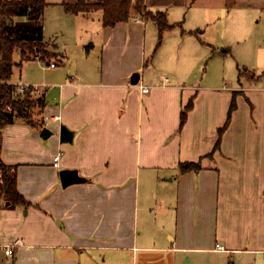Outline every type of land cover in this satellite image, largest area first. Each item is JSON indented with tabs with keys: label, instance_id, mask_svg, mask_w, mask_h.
<instances>
[{
	"label": "crops",
	"instance_id": "obj_1",
	"mask_svg": "<svg viewBox=\"0 0 264 264\" xmlns=\"http://www.w3.org/2000/svg\"><path fill=\"white\" fill-rule=\"evenodd\" d=\"M189 1L166 10L188 11ZM156 2V10L148 9L163 11L169 4ZM133 11L135 19L114 26L103 24L101 10L70 13L78 32L77 17L91 25L93 15L99 17L102 68L58 74L54 106L47 100L48 86L11 79L18 88L30 85L42 103L31 109V116L35 108L40 111V120L16 118L3 130L1 159L16 169L27 204L11 206L0 190V245L21 241L13 256L0 255L13 264H183L186 257V264H208L206 255L214 253L228 264H264L263 62L239 76L234 87L182 83L176 75L147 69L133 85L131 74L145 64L148 22L159 30ZM193 32L182 47L188 41L198 46ZM51 46L59 54L56 62L36 57L23 65L38 60L58 71L71 63ZM233 97L235 109L216 147ZM55 114L60 119L49 121ZM50 122L74 129L73 143L61 142L60 128L52 130ZM45 126L53 132L48 138L41 135ZM190 161L201 168L184 171L183 162ZM63 168H76L87 180L64 187Z\"/></svg>",
	"mask_w": 264,
	"mask_h": 264
},
{
	"label": "rangeland",
	"instance_id": "obj_2",
	"mask_svg": "<svg viewBox=\"0 0 264 264\" xmlns=\"http://www.w3.org/2000/svg\"><path fill=\"white\" fill-rule=\"evenodd\" d=\"M47 1L50 4L44 12L45 40L51 44H48L45 51L51 54L54 52L51 45L56 44V49L66 53L71 63H68L66 67L60 66L58 71H54L46 62L30 61L23 65L22 72L19 66L15 67L12 80L20 84L29 82L33 85H41L43 88L45 85L48 86L47 100L50 106H54L57 104L58 95L54 82L60 78L57 77L58 74L65 73V70L73 74L75 70L84 71L85 67L101 71V28L103 27L100 25L98 28L97 23L101 22L96 14L91 19L92 22L94 21L92 25L79 16L76 19L80 27L78 32L71 25L75 23L73 15L70 13L66 15L64 7L56 4L57 0ZM163 1L169 3L162 8L163 11L167 12L169 20L176 22L177 26L166 31L163 35L164 39L160 42L159 30L155 32L151 28L154 23L148 22L145 64L144 62L139 64L136 71L145 72L147 69L150 74H160L163 77L176 75L182 83L203 85L208 82L234 87L239 82V76L246 74L253 65H261L262 62L264 64V0H238V5L235 0H191L187 3L188 11L173 12L170 15L169 10L166 9L174 10L184 0H160L159 2ZM154 2L156 1L150 0L148 7L156 10ZM204 8L207 13L204 12ZM131 11V17L135 19L133 8ZM142 15L150 19L144 13ZM204 21L209 22L202 26ZM190 29L194 31L191 34L194 36L192 38L200 39L205 43H202V50L201 42H197L196 39L194 42L198 46L195 48H192L190 41L185 46H181L182 40L188 35ZM92 41H95L96 45L89 48ZM14 59L16 62L21 60L18 51L15 52ZM52 61L56 62L54 58ZM259 70L263 71L264 66ZM147 78L148 76L145 82H148ZM33 113L31 120L33 121V118L40 120L41 113L37 108L33 110ZM49 125L52 130L58 131L61 123L50 122ZM1 189L3 188L0 181ZM6 256L0 255V264H13V259ZM206 256L208 264H228L226 257H217L214 253ZM187 258L183 264L188 263Z\"/></svg>",
	"mask_w": 264,
	"mask_h": 264
},
{
	"label": "trees",
	"instance_id": "obj_3",
	"mask_svg": "<svg viewBox=\"0 0 264 264\" xmlns=\"http://www.w3.org/2000/svg\"><path fill=\"white\" fill-rule=\"evenodd\" d=\"M49 4L47 0H0V181L11 206L27 204V201L18 191L16 169L1 159L3 130L16 118H23L33 123L31 109L36 104L42 103L34 96L31 86L28 90L19 92L18 87L11 83V79L15 67L22 66L24 60L40 58V55L41 59L51 60L59 55L55 50L51 54L45 51L49 43L45 41L44 36V12ZM62 5L72 14L101 10L105 26H114L121 21H127L131 17L132 8H137L138 12L144 13L157 24L160 42L166 31L177 26V23L168 20L165 11L149 10L145 0H63ZM20 20H28L29 24H20L18 23ZM16 51L21 54L20 62L14 59ZM192 105L191 99L182 111L181 124L185 121ZM235 105L233 97L227 120L219 128L216 147H219L222 134L229 125ZM182 167L187 171L200 169L201 165L199 162L190 161L183 162Z\"/></svg>",
	"mask_w": 264,
	"mask_h": 264
},
{
	"label": "water",
	"instance_id": "obj_4",
	"mask_svg": "<svg viewBox=\"0 0 264 264\" xmlns=\"http://www.w3.org/2000/svg\"><path fill=\"white\" fill-rule=\"evenodd\" d=\"M141 73L139 71H135L131 74V84H138L140 81ZM60 141L61 142H69L73 143L75 130L70 128L67 124L61 123L60 125ZM52 130L45 126L41 129V135L44 138H48L52 134ZM60 178L64 187L75 183L85 182L87 180L86 177L81 175L78 169L76 168H63L60 170Z\"/></svg>",
	"mask_w": 264,
	"mask_h": 264
},
{
	"label": "built area",
	"instance_id": "obj_5",
	"mask_svg": "<svg viewBox=\"0 0 264 264\" xmlns=\"http://www.w3.org/2000/svg\"><path fill=\"white\" fill-rule=\"evenodd\" d=\"M52 66H55L56 63L52 62L51 63ZM168 79V78H167ZM30 85H20V87L18 88L19 92H24L26 90L29 89ZM142 91L143 92H147L149 91V87L146 85H141ZM60 119V115L59 114H55L54 116L51 117V119L49 118V121H58ZM59 160H60V153H58L57 155L54 156V161L53 164L55 166H59ZM21 244L20 239H16L15 241H13L12 243H8V244H1L0 245V251H2L5 255L8 256H13L14 254V249L19 246ZM218 249L223 250V246L218 245Z\"/></svg>",
	"mask_w": 264,
	"mask_h": 264
}]
</instances>
